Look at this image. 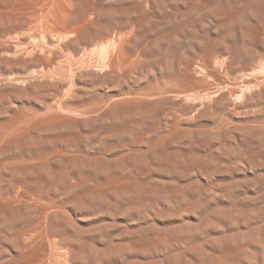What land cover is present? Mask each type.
Wrapping results in <instances>:
<instances>
[{
    "label": "rangeland",
    "instance_id": "rangeland-1",
    "mask_svg": "<svg viewBox=\"0 0 264 264\" xmlns=\"http://www.w3.org/2000/svg\"><path fill=\"white\" fill-rule=\"evenodd\" d=\"M66 1L0 0V264H264V0Z\"/></svg>",
    "mask_w": 264,
    "mask_h": 264
},
{
    "label": "bare ground",
    "instance_id": "bare-ground-1",
    "mask_svg": "<svg viewBox=\"0 0 264 264\" xmlns=\"http://www.w3.org/2000/svg\"><path fill=\"white\" fill-rule=\"evenodd\" d=\"M42 1H44V0H41V2H42ZM50 1H52V0H50ZM71 1H73V0H71ZM71 1H68V2L66 1V3H67V4H68V3L71 4ZM99 1H100V0H99ZM99 1H98V2H99ZM146 1H147V0H146ZM56 2H57V1H56ZM62 2H63V1H62ZM44 3L47 4L46 2H44ZM50 3H51L52 5L55 4V3H52V2H50ZM63 3H64V2H63ZM63 3L61 4L62 7L65 6V3H64V4H63ZM49 5H50V4L48 3L47 6H49ZM54 6H55V5H54ZM56 6H57V7H60V6H58L57 4H56ZM69 6H70V5H69ZM52 7H53V6H51V9H52ZM65 7H66V6H65ZM43 8H44V7H43ZM43 8H42V9H43ZM46 8H47V7L45 6V9H46ZM53 8H56V7H53ZM94 9H95V8H94ZM49 10H50V9H49ZM58 10H59V9H58ZM63 10H64V9H63ZM91 10H92V9H90V11H91ZM40 11H41V9H40ZM51 11H52V10H51ZM53 11H54V10H53ZM66 11H67V10L65 9V12H66ZM92 11H93V10H92ZM43 12H44V11H43ZM45 12H46V10H45ZM45 12H44V13H45ZM54 12H56V10H55ZM67 12H68V11H67ZM40 13H41V12H40ZM50 13H51V12H50ZM52 13H53V12H52ZM56 14L58 15V11L56 12ZM45 15H46V14H45ZM54 15H55V14H54ZM67 15H68V14H67ZM67 15H66V16H67ZM64 16H65V15H64ZM66 16H65V17H66ZM50 17H51V16H50ZM58 18H59V17H58ZM66 18H67V17H66ZM44 19H45V18H44ZM46 19H48V18H46ZM46 19H45V20H46ZM50 19H53V17L50 18ZM54 19H55V18H54ZM54 19H53V20H54ZM62 19H63V18H62ZM68 19H69V18H68ZM55 21H56V19H55ZM46 22H47V20H46ZM48 22H49V21H48ZM58 22H60V21L58 20ZM62 23H63V22H62ZM84 23H85V22H84ZM86 23H87V22H86ZM44 24H45V23H44ZM46 24L49 25L50 22H49V24H48V23H46ZM46 24H45V25H46ZM59 24H60V23H59ZM47 25H46V26H47ZM50 25H53V23L50 24ZM77 25H78V24H77ZM53 26H55V24H54ZM56 26H57V25H56ZM74 26H75V24H74ZM74 26H72V28H73ZM45 28H46V27H45ZM47 28H51V26H48ZM54 28H55V27H54ZM60 28H61V27H60ZM76 28H78V27L76 26ZM57 29H58V28L55 29L56 31L54 30L56 33H57V31H59V30H57ZM65 30H66V29H65ZM55 32H54V33H55ZM72 32H73V33H76V30H75V31H72ZM45 33L47 34L46 31H45ZM51 33H53V32H51ZM51 33H50V35H51ZM56 33H55V34H56ZM58 33H60V31H59ZM58 33H57V34H58ZM73 33H72V34H73ZM43 34H44V32H43ZM60 34H61V33H60ZM60 34H59V36H60ZM77 34H78V33H77ZM48 35H49V34H48ZM50 35H49V36H50ZM67 35H69V34H67ZM38 36H39V35H38ZM52 36H53V34H52ZM57 36H58V35H57ZM59 36H58V37H59ZM63 36H64V38H62V39H65V38H66V34L64 35V33H63ZM73 36H75V34H73ZM73 36H72V37H73ZM55 37H56V36H55ZM55 37H54V38H55ZM67 37H68V36H67ZM70 37H71V36H70ZM118 37H119V36H118ZM60 38H61V37H60ZM109 38H110V37H109ZM116 38H117V35H116ZM120 38H121V36H120ZM120 38H119V39H120ZM56 39H57V38H56ZM58 39H59V38H58ZM58 39H57V43H59L60 41H61V42L64 41V43H65V41H67V40H62V39L60 40V39H59L60 41L58 42ZM67 39H68V38H67ZM107 39H108V37H107ZM111 39H112V37H111ZM111 39H110V41H111ZM119 39H118V41H119ZM102 40H103V41H102ZM102 40H101L102 43L100 44L101 47L99 46V48H101V50H102L103 52H102L100 49H99V50H100V52H102L103 55H102L98 50H96V51H97V53L99 52V54L102 55L101 58H106V57H108V56L106 55V57H105L104 51L107 50V49L111 51L112 47H111L110 49L107 48L106 41H104L103 38H102ZM108 40H109V39H108ZM114 40H115V39H114ZM116 40H117V39H116ZM116 40H115V41H116ZM101 41H99V42H101ZM99 42H98V43H99ZM107 42H108V41H107ZM112 42H113V39H112ZM116 42H117V41H116ZM120 42H121V41H120ZM44 43H45V42H44ZM62 43H63V42H62ZM113 43H114V42H113ZM113 43H111V44H113ZM116 44H117V45H120V43H119V44L116 43ZM116 44L114 43V46H115ZM61 45H62V44H61ZM96 45L98 46V44H95L94 47H97ZM46 46H47V45H46ZM55 46H56V44H55ZM109 46H110V45H109ZM109 46H108V47H109ZM111 46H113V45H111ZM43 47H44V46H43ZM60 47H61V46H60ZM115 47H116V46H115ZM118 47L121 48L120 46H118ZM30 48H31V47H30ZM30 48H29V49H30ZM35 48H36V47H35ZM44 48H45V47H44ZM55 48H56V47H55ZM31 49H32V48H31ZM36 49H38V48H36ZM36 49H34V51H36ZM41 49H43V48H41ZM59 49H60V48H59ZM116 49H117V48H116ZM54 50H55V49H54ZM31 51H33V49H32ZM31 51H30V55L33 54ZM34 51H33V52H34ZM51 51H52V50H51ZM84 51H86V50L83 49V55H84V54L86 55V53H84ZM90 51H94V52H95V50H92V49H90ZM90 51H89V49L87 50V52H90ZM112 51L115 52L113 49H112ZM39 52H40V51H39ZM44 52H45V51H44ZM66 52H67V51H66ZM106 52H107V51H106ZM118 52H119V51H118ZM26 53H27V51H26ZM97 53L95 52L94 55L97 54ZM116 53H117V52H116ZM28 54H29V53H28ZM28 54H26V55H28ZM51 54H52V52H51ZM90 54H92V56H93V53L90 52ZM99 54H98V55H99ZM111 54H112V52H111ZM47 55H49V54H47ZM47 55H46V56H47ZM72 55H73V54H72ZM81 55H82V54H81ZM88 55H89V54H88ZM88 55H87V56H88ZM101 55H100V56H101ZM108 55H110V54H108ZM116 55H118V54H116ZM42 56H43V55H42ZM92 56H91V57H92ZM95 56H96V55H95ZM100 56H99V57H100ZM49 57H50V56H49ZM51 57H52V55H51ZM51 57H50V58H51ZM71 57H72V56H71ZM81 57H82V56H81ZM89 57H90V55H89ZM91 57H90V58H91ZM101 58H100V59H101ZM115 58H116V56H115ZM119 58H121V57H119ZM93 59H94V58H93ZM112 59H113V58H111V60H112ZM71 60H72V59H71ZM77 60H78V59H77ZM111 60H110V61H111ZM75 61H76V60H74V62H75ZM81 61H82V60H81ZM83 61H84V60H83ZM99 61H100V60H99ZM106 61H108L107 58H106ZM113 61H114V60H113ZM119 61H121V60H119ZM119 61H118V62H119ZM49 62H50V61H49ZM78 62H79V61H78ZM94 62H95V61H94ZM96 62H97V61H96ZM103 62H105V61H103ZM103 62H100V63L102 64ZM116 62H117V60H116ZM57 63H58V62H57ZM123 63H124V62H123ZM110 64H111V63H110ZM97 65H98V64H97ZM102 65H103V67H104L105 63L102 64ZM102 65H100V66H102ZM106 65H108V64H106ZM111 65H112V64H111ZM114 65H115V64H114ZM117 65H118V64H116V66H117ZM119 65H120V64H119ZM119 65H118V67H119ZM123 65H124V64H123ZM62 66H63V65H62ZM93 66H95V65L93 64ZM58 67H59V65H58ZM60 67H61V66H60ZM71 67H72V66H71ZM95 67H96V66H95ZM106 67H107V66H106ZM114 67H115V66H113V68H114ZM115 68H116V67H115ZM48 69H49V68H48ZM55 69H56V68H55ZM55 69H53V71H54ZM60 69H62V68H60ZM69 69H70V68H69ZM73 69H74V68H73ZM103 69H104V68H103ZM51 70H52V69H51ZM57 70H58V69H57ZM113 70H114V69H113ZM115 70H116V69H115ZM45 72H46V71H45ZM48 72H49V71H48ZM57 72H58V71H57ZM40 73H41V72H40ZM53 73H54V72H52V73H51L52 75L50 74V76H54ZM44 74H45V73H44ZM44 74L42 73V75H44ZM46 74H48V73H46ZM40 75H41V74H40ZM42 75H41V76H42ZM48 75H49V74H48ZM64 82H65V81H64Z\"/></svg>",
    "mask_w": 264,
    "mask_h": 264
}]
</instances>
